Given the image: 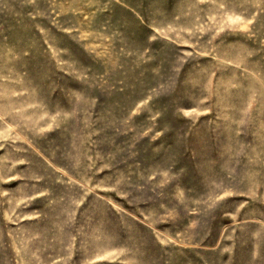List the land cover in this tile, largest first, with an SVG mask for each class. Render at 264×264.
I'll use <instances>...</instances> for the list:
<instances>
[{
	"label": "rangeland",
	"instance_id": "rangeland-1",
	"mask_svg": "<svg viewBox=\"0 0 264 264\" xmlns=\"http://www.w3.org/2000/svg\"><path fill=\"white\" fill-rule=\"evenodd\" d=\"M0 264H264V0H0Z\"/></svg>",
	"mask_w": 264,
	"mask_h": 264
}]
</instances>
